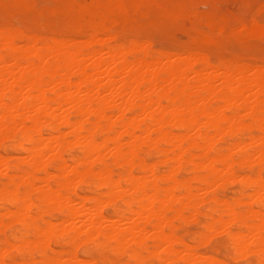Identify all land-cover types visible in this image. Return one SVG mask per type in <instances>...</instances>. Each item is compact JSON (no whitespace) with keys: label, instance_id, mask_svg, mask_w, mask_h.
<instances>
[{"label":"bare ground","instance_id":"obj_1","mask_svg":"<svg viewBox=\"0 0 264 264\" xmlns=\"http://www.w3.org/2000/svg\"><path fill=\"white\" fill-rule=\"evenodd\" d=\"M73 35L83 39L51 36L10 63L0 51V260L7 248L17 262L72 264L95 235L117 259L146 242L164 245L150 258L221 264L238 257L227 237L211 245L212 229L235 226L237 243L256 241L243 259L259 264V80L213 50L198 65L192 40L170 51L102 28Z\"/></svg>","mask_w":264,"mask_h":264},{"label":"snow or ice","instance_id":"obj_2","mask_svg":"<svg viewBox=\"0 0 264 264\" xmlns=\"http://www.w3.org/2000/svg\"><path fill=\"white\" fill-rule=\"evenodd\" d=\"M156 5L129 2V0H113L111 3L100 4H52L40 2V0H0V10L7 18L9 13L15 12L21 16L22 22L19 25L9 26L5 24L0 28V51L5 54V62L10 63L9 53L18 52L26 46H38L45 38L54 36L56 40L83 39V36L73 35L75 33H86L95 29L106 30L108 37L120 40L131 41L133 46L148 49L154 40L155 34L162 30L161 20L147 11ZM172 17L179 23L184 17L178 11L185 7L182 4L166 6ZM102 10V11H101ZM264 13V8H262ZM229 25H232L229 30ZM257 28L255 25H246L240 17H216L209 18L202 22V30L192 33L193 48L192 58L197 64H208L213 57V49L222 50L229 47L230 54L222 57L231 61L237 69L233 74L238 79H243L244 74L257 78L264 88V20L261 21L258 31L261 43L262 62L258 67L249 66L251 49L255 39ZM35 42V44H33ZM264 142V132H262ZM264 180V171L261 173ZM264 191V184H262ZM260 212L264 216V200H261ZM213 232H220L221 236L213 238L211 245L219 246L227 237L232 241V248L237 259L224 260L221 264H255L243 259L246 253L251 252L256 244L255 240H243L236 242L237 228L232 226L225 231L223 228H213ZM94 235V234H93ZM210 233L201 232L197 238L198 243H205ZM87 239V234L85 235ZM210 245V246H211ZM260 261L264 264V233L260 238ZM164 245L152 249L146 242L138 244L132 259H117L115 251H109L108 246L100 242V237L94 235L89 243H81L75 248L76 258L72 264H190L188 261L178 262L171 259L150 258V251H159ZM5 255L0 264H32L31 261L17 262L10 258L8 249L4 250ZM127 255V253H125ZM54 264V262H48ZM197 264H217V261H202Z\"/></svg>","mask_w":264,"mask_h":264},{"label":"rangeland","instance_id":"obj_3","mask_svg":"<svg viewBox=\"0 0 264 264\" xmlns=\"http://www.w3.org/2000/svg\"><path fill=\"white\" fill-rule=\"evenodd\" d=\"M57 0H40V2L56 4ZM73 4L80 5L83 0H70ZM142 4L156 5L147 11L161 20L160 32L155 34L152 46L155 49L173 50L188 45L189 40H193L192 33L202 30V22L209 18L216 17H240L246 22V25H255L257 30L262 20H264V0H139ZM133 2V0H129ZM173 4H182L185 7L178 11L183 19L179 23L172 17L169 9L166 7ZM9 25H19L22 22L21 16L15 12L7 18ZM4 20L5 22L7 21ZM232 25H229L231 30ZM261 41L259 32L255 33L253 47L250 58L262 60ZM216 55L227 57L230 54L229 47L222 50L213 49ZM230 195V194H229Z\"/></svg>","mask_w":264,"mask_h":264}]
</instances>
